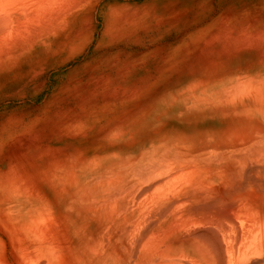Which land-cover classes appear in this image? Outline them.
<instances>
[{
  "label": "bare ground",
  "instance_id": "bare-ground-1",
  "mask_svg": "<svg viewBox=\"0 0 264 264\" xmlns=\"http://www.w3.org/2000/svg\"><path fill=\"white\" fill-rule=\"evenodd\" d=\"M83 2L0 0V84ZM242 70L78 161L84 184L61 205L0 208V264H264V61Z\"/></svg>",
  "mask_w": 264,
  "mask_h": 264
},
{
  "label": "rangeland",
  "instance_id": "rangeland-1",
  "mask_svg": "<svg viewBox=\"0 0 264 264\" xmlns=\"http://www.w3.org/2000/svg\"><path fill=\"white\" fill-rule=\"evenodd\" d=\"M62 19L0 84V208L61 205L84 184L78 161L126 148L159 106H189L190 85L264 61V0H84Z\"/></svg>",
  "mask_w": 264,
  "mask_h": 264
}]
</instances>
